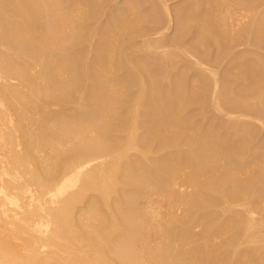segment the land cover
<instances>
[{
  "label": "bare ground",
  "instance_id": "obj_1",
  "mask_svg": "<svg viewBox=\"0 0 264 264\" xmlns=\"http://www.w3.org/2000/svg\"><path fill=\"white\" fill-rule=\"evenodd\" d=\"M263 42L264 0H0V264H264Z\"/></svg>",
  "mask_w": 264,
  "mask_h": 264
},
{
  "label": "rangeland",
  "instance_id": "obj_2",
  "mask_svg": "<svg viewBox=\"0 0 264 264\" xmlns=\"http://www.w3.org/2000/svg\"><path fill=\"white\" fill-rule=\"evenodd\" d=\"M171 31H172V29L170 30V32H171ZM172 32H173V31H172ZM244 43H245V42H244ZM244 43H243V44H244ZM248 44H251V43H248ZM245 45H246V46L244 47L243 51H244V50H247V49H249V47H252V46H253V45H250L249 47H247V43H246ZM241 46H242V45H241ZM241 46H239L238 48H240ZM242 47H243V46H242ZM242 47H241V48H242ZM258 47H259V46H258ZM263 47H264V42L260 44V48H259V49H261V48H263ZM238 48H236L235 51H237ZM241 48H240V49H241ZM240 49H238V50H240ZM251 49H252V48H250L249 50H251ZM256 49H257V48H256ZM259 49H257V51H258ZM241 50H242V49H241ZM263 50H264V48L261 49V52H260L261 54H262ZM262 55H264V54H262ZM223 63L226 64L227 62L224 61ZM225 64H223V65H225ZM223 68H224V67H223ZM225 68H226V67H225ZM225 68H224V69H225ZM263 134H264V131H262V133L260 134V137H259V140H260V141L263 139L262 137H264ZM262 135H263V136H262Z\"/></svg>",
  "mask_w": 264,
  "mask_h": 264
}]
</instances>
